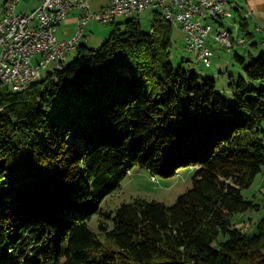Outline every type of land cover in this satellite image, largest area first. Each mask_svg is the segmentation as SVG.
<instances>
[{"label": "trees", "instance_id": "trees-1", "mask_svg": "<svg viewBox=\"0 0 264 264\" xmlns=\"http://www.w3.org/2000/svg\"><path fill=\"white\" fill-rule=\"evenodd\" d=\"M111 24L29 89L0 82V264H264V214L253 234L231 220L264 210L242 196L264 167V53L238 59L242 75L218 91L173 66L159 14L152 33ZM134 166L191 167L192 187L172 206L135 198L103 213Z\"/></svg>", "mask_w": 264, "mask_h": 264}, {"label": "rangeland", "instance_id": "rangeland-1", "mask_svg": "<svg viewBox=\"0 0 264 264\" xmlns=\"http://www.w3.org/2000/svg\"><path fill=\"white\" fill-rule=\"evenodd\" d=\"M21 1L22 0H19V3ZM104 2L105 0H92V11H99L101 9L100 4ZM238 2L240 3L241 9L233 10L232 8H230L228 0H226L225 9L227 11H230L231 13L232 17L230 19L209 18L207 21H205V23L202 24V27L205 28L204 31L207 32V35L204 36L202 31L198 32L199 36L194 34V36L201 38L200 40L205 38V46L211 52H213L211 62L208 66L198 61L197 51L188 52V49H190L191 45H189L188 43L187 34L184 33L182 29L171 26L172 34L170 38L172 42V48L170 60L173 66H181L188 72L202 75L203 78L215 79L218 91H223L226 89V85L230 80V76H233V78H237L238 76L242 75V68L238 59H243L245 61V64H248L251 58L257 59L260 54L264 53V24L260 26L257 23L255 24L256 20L254 19V14L250 10L252 7L251 4H249L250 6L247 5L244 0H238ZM6 3H8V0ZM38 5L39 4L37 2L36 7L30 13L34 12L37 9ZM15 11L19 13L17 9ZM146 12L150 13L144 15V13ZM151 13L159 14L162 17V14L159 11L146 10L143 13L135 14L133 16L121 17L120 19L115 18L111 22H115L116 19L117 23L124 22L127 20L126 18H133L140 23V28L143 33H152L153 14L151 16ZM247 14H250V18L245 17ZM243 20H245L244 22L247 26V32L253 35V38H251L252 40L244 36L239 28L240 22ZM234 21H238V23ZM111 22L102 23L99 21H90L82 29V37L78 40L77 44L75 43L74 45L73 43V45L70 46L71 49L67 51L65 55L66 57L62 61L61 66H63L65 63L72 62L76 58L78 52L77 50L80 45H84L87 48L93 50L98 49L105 41L110 38L114 30V25L111 24ZM208 25L211 27H209ZM60 26H58L57 28H59ZM208 27L209 29L207 30ZM77 28L75 17H72L71 15L67 19L65 24H62V26L59 28L58 37L61 38L64 36L61 33L63 30H65L69 34L70 30L76 31ZM56 33L57 29L55 31V37L57 38ZM222 33L231 42L229 44H226L227 48L224 45L215 42L213 39L214 37ZM57 40L65 41L59 40L58 38ZM240 40H243L244 44H239L238 42ZM210 41H212L213 45L215 46L212 47L210 45ZM51 65L49 66L48 70L38 76L36 82L43 79L47 71L58 70L54 69V66ZM3 86L4 88L8 87L4 84ZM223 96H225L226 98L230 97L228 93H223ZM193 174V168L181 167L176 171V174L173 177L165 178L161 176H155V181H153L152 175L148 170L142 169L138 166H134L133 168H131L127 177L121 183V187L111 195H109L102 202L100 209L103 213L114 214V211L117 207H119L123 203L131 202L135 198H142L147 201H156L163 203L166 206H172L181 194L192 187ZM242 196L245 200H254L255 203L259 204L260 207H262V204L264 203V167L262 168L261 173L255 178L251 187L242 191ZM263 214L264 210L263 208H261L258 212L235 214L233 215L231 220L233 224H236L237 227L241 228L244 232L253 234L256 230L255 226L257 222L262 218ZM99 221V215L93 216L88 222L89 228L94 232H98Z\"/></svg>", "mask_w": 264, "mask_h": 264}, {"label": "built area", "instance_id": "built-area-1", "mask_svg": "<svg viewBox=\"0 0 264 264\" xmlns=\"http://www.w3.org/2000/svg\"><path fill=\"white\" fill-rule=\"evenodd\" d=\"M188 1L189 8H179V0H164V6H157V0H109L108 5L93 12L91 0H37V9L28 14L15 11L19 0H9L8 11L0 18V61L2 57H10V66L9 70L0 69V82L15 91L26 90L29 80L38 78L51 64L61 70L67 51L73 43L77 44L82 37V29L90 21L109 23L115 18L140 14L146 10L159 11L169 24L171 13H178V28L187 34L191 45L188 52L197 51L198 61L209 65L213 53L199 51V43H205V38L200 40L194 34L199 36L198 32L202 31L204 36L207 35L202 27L205 16L215 12L227 13L226 0H215V6H208L206 0ZM54 3H64V10L51 14V5ZM74 10L78 11L76 35L70 41H58L55 37L57 27ZM231 17L227 13V18ZM213 39L227 48V39L223 34ZM19 42H26L24 53H16ZM152 180L155 181V178L152 177Z\"/></svg>", "mask_w": 264, "mask_h": 264}, {"label": "crops", "instance_id": "crops-1", "mask_svg": "<svg viewBox=\"0 0 264 264\" xmlns=\"http://www.w3.org/2000/svg\"><path fill=\"white\" fill-rule=\"evenodd\" d=\"M92 1V0H91ZM108 1L109 0H105V2L104 3H102V4H100L101 6H100V8H102V7H104V6H106L107 4H108ZM245 1V3L247 4V5H249V4H251V11L253 12V14H254V19L256 20H254L255 21V24L257 23V24H259V26L260 25H263L264 24V0H244ZM7 0H0V18L3 16V14H4V7L7 5ZM228 2H229V6H230V8H232L233 10H239V9H241V7H240V3L238 2V0H228ZM6 3V4H5ZM36 5H37V2H36V0H22L18 5H17V11H19V12H23V13H30L35 7H36ZM250 6V5H249ZM90 7H91V2H90ZM99 8V9H100ZM92 10V9H91ZM148 13H150V12H146V13H144V15L145 14H148ZM152 14H153V22H152V26L154 25V13H151V16H152ZM72 15V17L74 16L75 17V22H76V28H77V19H78V11H76V10H74V11H71L70 13H69V17ZM68 17V18H69ZM67 18V19H68ZM134 18H136V17H134ZM67 19H66V21H67ZM74 19V18H73ZM118 19H120V18H118ZM126 19H129V18H126ZM65 21V22H66ZM117 21V19L115 20V22ZM136 21V20H135ZM65 22L63 23V25L65 24ZM234 22H236V21H234ZM117 23V22H116ZM118 23H120V22H118ZM236 23H238V21L236 22ZM140 24V23H139ZM61 26H62V24H61ZM60 26V27H61ZM59 27V28H60ZM59 28H57V38L59 39V40H65V41H68V40H71L75 35H76V32H77V29H76V31H74V30H70V32H69V34L65 31V30H63L61 33L64 35L63 37H58V30H59ZM210 45L213 47V46H215V45H213V43H212V41H210ZM214 51V50H213ZM215 53V52H214ZM215 58H216V55H215Z\"/></svg>", "mask_w": 264, "mask_h": 264}, {"label": "bare ground", "instance_id": "bare-ground-1", "mask_svg": "<svg viewBox=\"0 0 264 264\" xmlns=\"http://www.w3.org/2000/svg\"><path fill=\"white\" fill-rule=\"evenodd\" d=\"M206 4L208 6H215V0H206ZM157 6H164V0H157ZM8 8H9V0H8L7 5L3 9L4 14L7 13ZM179 8H189V1L188 0H179ZM63 10H64V3H54L53 5H51V14H58V12H62ZM227 13L230 14V16H231L230 11H227ZM227 13L226 12H215V14L206 15L205 21H207L209 18H211V19L227 18ZM129 16H133V15H128L125 17H129ZM246 17L250 18V14H247ZM170 24L173 27H178V13H171ZM223 36L227 39V37L225 35H223ZM243 42H244L243 40H240L238 43L244 44ZM227 43L228 44L231 43L230 40L227 39ZM24 49H26V42H19V44H17V46H16V53H24ZM199 51H201L202 53H212L205 46V43H199ZM205 65H207V64H205ZM9 66H10V57H2V59L0 61V69L1 70H9ZM54 67L57 68V66H54ZM36 79L37 78H35L34 80H29V85L33 81H35Z\"/></svg>", "mask_w": 264, "mask_h": 264}]
</instances>
